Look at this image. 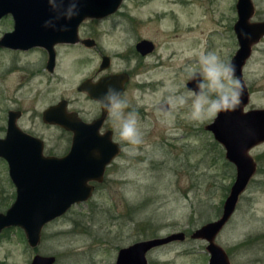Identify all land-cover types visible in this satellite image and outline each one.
Masks as SVG:
<instances>
[{
  "label": "rangeland",
  "instance_id": "obj_1",
  "mask_svg": "<svg viewBox=\"0 0 264 264\" xmlns=\"http://www.w3.org/2000/svg\"><path fill=\"white\" fill-rule=\"evenodd\" d=\"M252 1L251 21L256 22L264 18V0ZM237 2L124 0L110 18L85 20L79 43L56 46L53 73L45 68L41 49L25 54L0 50V135L6 110L18 108L23 111L20 126L45 141V153L65 154L72 134L45 123L42 113L66 99L70 110L91 121L100 115V105L78 87L85 79L96 82L122 72L131 73L124 95L144 132L140 145L122 150L114 159L87 202L73 205L45 226L36 248L29 246L19 227L1 232L0 264H31L37 253L55 255L56 264H116L121 248L179 232L185 233V240L152 249L148 264H209L208 242L191 234L220 217L236 168L206 129L214 120L190 122L183 108L165 126L157 110L170 87L187 92L185 68L195 65L201 52L214 51L230 63L239 48L232 28L238 20ZM12 29L11 18L0 20V37ZM142 38L155 44L147 56L136 50ZM84 39L95 44L88 47ZM262 47L264 43L254 46L244 67L251 90L247 108H264ZM105 55L111 64L101 70ZM104 129H112L108 119ZM250 154L258 163L257 172L216 238L231 264H264V142ZM3 181L0 163V211L6 212L16 199V187L8 172Z\"/></svg>",
  "mask_w": 264,
  "mask_h": 264
},
{
  "label": "water",
  "instance_id": "obj_2",
  "mask_svg": "<svg viewBox=\"0 0 264 264\" xmlns=\"http://www.w3.org/2000/svg\"><path fill=\"white\" fill-rule=\"evenodd\" d=\"M124 0H79V15L70 21L61 18L49 0H0V20L11 15L13 30L0 38V47L29 50L42 47L47 50V68L54 72L58 44L80 42L79 27L87 19H103L115 14ZM72 0H64L61 11L67 9ZM238 20L234 25L239 48L230 63L235 65V75L244 83L242 102L235 112L220 113L206 125L215 139L223 145L226 159L236 168V179L224 202L222 214L216 220L197 228L193 239L208 242L209 264H231L226 250L216 243L218 234L234 215L241 195L246 191L257 172V162L250 154L251 149L264 142V109L244 110L250 101V92L243 78V68L250 58L253 46L264 36V22H252L255 5L252 0H238ZM51 22V23H49ZM67 26V31L60 30ZM82 42L90 47L93 39ZM141 56L155 50V44L142 39L136 44ZM111 58L103 56L100 69L109 68ZM130 81L127 72L103 76L93 82L85 79L78 90L86 92L92 99L99 100L109 86L125 92ZM188 89L195 83L188 80ZM68 101L61 100L43 112V121L72 132V144L64 157L47 156L43 139L19 128L16 118L21 114L11 112L8 134L0 140V157L9 163V176L16 187V199L6 212H0V233L12 227L21 228L28 244L36 248L42 240L47 224L64 216L73 205L87 202L95 192V183L105 179L106 168L122 152L121 146L112 140L113 131L101 133L107 119L102 108L101 116L93 122L84 121L78 112H69ZM159 107V106H158ZM95 182V183H94ZM185 240V233H173L165 237L137 241L120 249L117 264H148L147 253L152 249ZM55 255L35 254L31 264H56Z\"/></svg>",
  "mask_w": 264,
  "mask_h": 264
},
{
  "label": "clouds",
  "instance_id": "obj_3",
  "mask_svg": "<svg viewBox=\"0 0 264 264\" xmlns=\"http://www.w3.org/2000/svg\"><path fill=\"white\" fill-rule=\"evenodd\" d=\"M49 2L59 13L57 20L65 18L70 21L79 15V0H72L63 11L61 7L64 0ZM60 30L67 31L68 28L63 26ZM235 71L234 64L226 63L214 51L201 52L195 65L190 64L185 68L187 79L195 83V88L188 89L186 93L171 87L168 89V95L157 110L161 124L170 126L173 113L183 108H187L186 119L193 123L214 120L220 113L235 112L241 105L244 91V83L236 77ZM98 103L111 121L113 142L120 145L123 151H130L143 142L144 132L138 113L129 110L130 105L123 92L109 86Z\"/></svg>",
  "mask_w": 264,
  "mask_h": 264
},
{
  "label": "flooded vegetation",
  "instance_id": "obj_4",
  "mask_svg": "<svg viewBox=\"0 0 264 264\" xmlns=\"http://www.w3.org/2000/svg\"><path fill=\"white\" fill-rule=\"evenodd\" d=\"M111 16H113V15H111ZM4 18H11L12 19V22H13V26H14V20H13V17L11 16V15H8V16H5ZM107 18H110V16H108V17H106V19ZM3 19V18H2ZM1 19V20H2ZM104 19V18H103ZM256 22H264V18L262 17L260 20H257ZM232 28H234V26L232 27ZM13 30V29H12ZM11 31V30H10ZM6 32H9V31H6ZM6 32H4V34L6 33ZM3 34V35H4ZM2 35V36H3ZM1 36V37H2ZM0 37V38H1ZM236 37H237V35H236ZM142 39H144V38H142ZM142 39H140L139 41H141ZM138 43V42H137ZM136 43V44H137ZM260 44L261 43H264V36L261 38V40H260V42H259ZM258 43V44H259ZM258 44H256V45H258ZM255 46V45H254ZM254 46H253V50H254ZM262 48H264V47H262ZM39 49H41L42 51H43V53H44V57H45V68L48 70V68H47V65H48V60H49V54H48V52H47V50L46 49H44V48H42V47H35V48H31V49H29V50H23V49H13V48H8V47H0V50L1 51H5V52H10V53H13V54H25V53H30V52H33V51H36V50H39ZM252 55H253V51H252V54H251V56H250V58L252 57ZM233 57V56H232ZM250 58L247 60V62H246V64L248 63V61L250 60ZM232 59V58H231ZM231 61V60H230ZM246 64H245V66H246ZM244 66V67H245ZM38 69V68H37ZM49 71V70H48ZM50 72V71H49ZM50 73H53V72H50ZM129 75H130V78H131V73L130 72H127ZM112 74V73H111ZM113 74H115V73H113ZM108 75H110V74H108ZM106 76V75H105ZM243 78H244V68H243ZM101 79V78H100ZM99 79V80H100ZM98 80V81H99ZM245 81V80H244ZM97 82V81H96ZM128 84V83H127ZM127 84H126V87H127ZM246 84V83H245ZM247 86V85H246ZM248 87V89H249V92H250V94H251V90H250V87L249 86H247ZM125 91H126V89H125ZM83 93H85L92 101H94V102H96V103H98V101L97 100H94V99H92L86 92H83ZM125 93V92H124ZM68 101V100H67ZM99 104V103H98ZM100 105V104H99ZM249 105V103L246 105V106H244V110L245 111H249V110H252V109H264V108H256V107H252V108H247V106ZM52 106V105H51ZM67 109H68V111L69 112H78V114H79V116L84 120V121H86V122H93L94 120H96V119H98L100 116H101V114H102V106L100 105V115L99 116H97V117H95L94 119H92L91 121H88V120H86L85 118H83L82 116H81V114H80V112L79 111H77V110H70L69 109V101H68V106H67ZM11 112H14V115H16V113L17 112H20L21 114L16 118V124H17V126L19 127V128H21L23 131H25V132H27V133H29V134H32V135H34V136H37V135H35L32 131H30V130H25V129H23L21 126H20V120L22 119V117H23V111H21L20 109H18V108H13V109H8V110H6V115H5V117H4V119H3V121H4V124H3V126H2V128H1V135H0V140L1 139H5L6 138V136H7V134H8V129H9V119H10V114H11ZM42 120H43V113H42ZM107 120V119H106ZM106 120H105V122H104V124H103V126H102V128H101V130H100V132L101 133H105V132H107V131H109V130H112L113 131V129H104V126H105V124H106ZM61 128V127H60ZM64 130V129H63ZM66 131V130H65ZM67 132H69L70 134H72V132H70V131H67ZM73 135V134H72ZM71 135V136H72ZM38 137V136H37ZM40 138V137H39ZM42 139V138H41ZM45 142V141H44ZM71 144H72V137H71ZM71 144H70V148H71ZM46 146V145H45ZM70 150V149H69ZM69 150H68V152H69ZM68 152H66L65 154H62V155H57V154H52V153H49V154H47V153H45L47 156H56V157H64ZM255 159V158H254ZM114 161V160H113ZM112 161V162H113ZM256 161V160H255ZM112 162H111V164H112ZM257 162V161H256ZM0 163H1V165H2V172H3V174L5 175V181H6V177H7V172L9 173V163H8V160H7V158L5 157V156H2V157H0ZM111 164H109L108 166H107V168L111 165ZM107 168H106V171H107ZM257 169H258V163H257ZM106 175V174H105ZM5 181H3V183L5 182ZM95 183V182H94ZM103 183V182H102ZM99 184H101V183H95V186H96V188H95V190L97 189V186L99 185ZM1 186H2V183H1ZM2 200V199H1ZM1 212V211H0ZM158 248V247H157ZM154 249H156V248H154ZM120 251V250H119ZM118 254H119V252H118ZM117 257H118V255H117ZM116 264H117V258H116Z\"/></svg>",
  "mask_w": 264,
  "mask_h": 264
}]
</instances>
